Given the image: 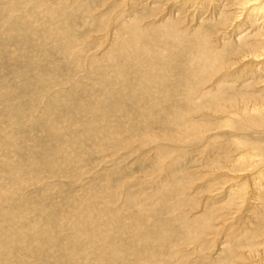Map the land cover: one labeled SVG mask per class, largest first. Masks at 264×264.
<instances>
[{"label": "rangeland", "instance_id": "374dc122", "mask_svg": "<svg viewBox=\"0 0 264 264\" xmlns=\"http://www.w3.org/2000/svg\"><path fill=\"white\" fill-rule=\"evenodd\" d=\"M242 1L0 0V264H264L246 246L264 243V226L255 237L259 226L251 220H264V115L241 118L264 98V35L257 37L264 2ZM140 33L137 42L150 46L127 61L115 49L119 36L121 46ZM257 42L261 56L241 58L248 51L242 44ZM209 50L219 60L210 69ZM150 54L156 68L137 61H152ZM232 113L240 116L229 119ZM189 123L196 135L185 130ZM246 151L251 164L239 159ZM227 165L233 174L220 169ZM181 172L190 185L174 190L172 177ZM202 216L205 230L190 224V235L187 224ZM243 232L246 248L235 250Z\"/></svg>", "mask_w": 264, "mask_h": 264}, {"label": "bare ground", "instance_id": "6f19581e", "mask_svg": "<svg viewBox=\"0 0 264 264\" xmlns=\"http://www.w3.org/2000/svg\"><path fill=\"white\" fill-rule=\"evenodd\" d=\"M262 1L264 2V0H243V1H242L243 3H242V4L240 3V4H241V5H243V4H248V5H249V4L252 3V4L254 5V4H259V3H261ZM244 6H245V5H244ZM12 7H14V5H11V8H12ZM234 7H236V6H234ZM252 7H253V6H252ZM254 7H255V6H254ZM222 8H223V7H222ZM258 9H259V8H258ZM14 10H15V11L18 10L17 7L14 8ZM253 10H255V8H252L251 11H253ZM256 10H257V9H256ZM251 11H250V12H251ZM257 11H258V10H257ZM259 11H260V10H259ZM225 12H226V11H225ZM29 13L33 14V13H32V10L29 11ZM258 13H259V12H258ZM31 14H30V15H31ZM228 14H230V13H228ZM168 15H169V14H168ZM170 15H171V14H170ZM262 15H263V14H262ZM221 16H222V15H221ZM257 16H258V14H257ZM224 17H225V16H224ZM262 17H263V19H264V15H263ZM130 18H131V17H129V19H130ZM133 18H134V17H133ZM217 18H218V17H217ZM227 18H228V17H227ZM254 18H255V17H254ZM208 19H209V18H208ZM220 19H221V18H220ZM229 19H230V18H229ZM133 20H135V19H133ZM136 20H137V19H136ZM136 20H135V21H136ZM259 20H260V19H259ZM172 21H173V20H172ZM218 21H219V20H218ZM138 22H139V21H138ZM170 22H171V21H170ZM222 22H223V21H222ZM246 22H247V21H246ZM260 22H261V21H260ZM130 23H131V22H130ZM160 23H161V22H160ZM160 23H159V24H160ZM135 24H137V22H136ZM253 24H254V23H253ZM131 25L134 26V22H133V24H131ZM137 25H138V24H137ZM152 25H153V24H152ZM154 25H155V24H154ZM261 25H262V24H261ZM125 26L127 27V25H125ZM128 26H130V24H129ZM159 26H160V25H159ZM210 26H211V25H210ZM134 27H135V26H134ZM136 27H137V26H136ZM139 27H141V26H139ZM139 27H138V28H139ZM148 27H151V26H148ZM148 27H147V29H148ZM260 27H261V26H260ZM263 27H264V26H263ZM263 27H262V28H263ZM128 28H129V27H128ZM154 28H156V27H154ZM213 28H214V27H213ZM216 28H217V27H216ZM132 29H133V28H132ZM134 29H135V28H134ZM149 29H150V28H149ZM151 29H153V28L151 27ZM130 30H131V28H130ZM130 30H129V32H131ZM137 30H138V29H137ZM164 30H165V29H164ZM196 30H197V29H196ZM262 30H263V29H262ZM116 31H117V30H116ZM116 31H115V32H116ZM132 31H133V30H132ZM145 31H146V30H145ZM166 31H167V30H166ZM216 31H217V30H216ZM257 31H258V30H257ZM259 31H260V30H259ZM129 32H127V33H129ZM133 32H134V31H133ZM137 32H139V31H137ZM238 32H239V31H238ZM262 32H264V30H263ZM262 32L260 31V32H259L260 34H257L258 36H257V35H256V36L260 38L262 35H264V33H262ZM141 33H142V29H141ZM141 33L138 34V35L131 36V38H129L128 41H126L123 45L121 44V46L119 45V44H120V40H123V39H122L121 36H119L120 38H119V37H118V38H119L120 40L117 42L118 44H117V43H116V45L113 44V45H115V46L117 47V48H115V49L119 50L120 54L123 53V54H121V55H123L124 57H126V60H127V61H128V60H129V61H132L131 57L135 58V57H137V56H139V55H142V52H143V53L147 52V49H146L147 47H145V46H147V45L150 46V45H149L148 43H146V42H143V41H141V42H137V41L141 40L142 38L144 39V36H145V35H142ZM143 33H144V32H143ZM172 33H173V32H172ZM177 33H178V32H177ZM177 33H176V34H177ZM240 33H241V32H240ZM240 33H239V34H240ZM131 34H132V32L130 33V35H131ZM184 34H186V33H184ZM118 35H119V34H118ZM125 35H126V34H124L123 36H125ZM197 35H199V34H197ZM240 35H243V36H244V34H240ZM249 35H250V34H249ZM128 36H129V35H128ZM195 36H196V35H195ZM200 36H201V35H199V37H200ZM224 36H225V35H224ZM226 36H227V35H226ZM247 36H248V34H247ZM256 36L254 35L253 38H257ZM166 37H167V36H166ZM177 37H178V36H177ZM187 37H188V36H187ZM239 37H240V36H239ZM245 37H246V36H245ZM164 38H165V37H164ZM201 38H202V37H201ZM225 38H226V37H225ZM247 38H248V37H247ZM247 38H245V39H247ZM125 39H126V38H125ZM143 39H142V40H143ZM149 39H150V38H149ZM198 39H199V38H198ZM245 39H244V42L242 41L243 43H246V42H247ZM165 40H166V39H165ZM202 40L204 41V39H202ZM237 40H241V38H240V39L237 38ZM258 40H259V39H258ZM161 41H162V40H161ZM200 41H201V39H200ZM230 41H231V40H230ZM245 41H246V42H245ZM142 42H143V44H141ZM237 42L241 44L240 41H237ZM134 43H135V44H134ZM136 43H137V44H136ZM189 43H190V42H189ZM204 43H205V42H204ZM222 43H223V42H222ZM224 43H225V42H224ZM259 43H260V42H259ZM126 44H128V47L126 46V47L128 48V49H127L128 51L126 50V52H124L125 50L123 51V49H124V45H126ZM130 44H131V45L134 44V45L130 48ZM180 44H181V43H180ZM211 44H212V43H211ZM225 44H226V43H225ZM225 44H224V46H225ZM231 44H232V43H231ZM231 44H230V45H231ZM233 44H235V43H233ZM233 44H232V45H233ZM254 44H255V43H254ZM143 45H145V46H143ZM155 45H156V44H155ZM230 45H229V46H230ZM255 45H256V47L253 46V48H252V45H250V43H249V45H248V44H244V45L242 44V46L239 45V47L241 46V49H243L244 51H245V50H248L247 53L244 52L245 54L242 55L241 58H242V57H243V58H244V57H251L252 59H258L257 57L261 56L260 54H261L262 52H264V50H262L260 54L255 55V54H257L256 52H257L258 50H260V45H261V44L258 45V42H257V44H255ZM198 46H199V45H198ZM200 46H202V43H201V42H200ZM200 46H199V47H200ZM204 46L206 47V45H204ZM233 46H234V45H233ZM136 47H137V48H136ZM162 47H163V46H162ZM179 47H180V46H179ZM182 47H184V46H182ZM202 47H203V46H202ZM234 47H235V46H234ZM263 47H264V46H263ZM176 48H177V47H176ZM192 48H193V47H192ZM192 48H191V49H192ZM230 48H232V46H231ZM149 49H150V48H149ZM180 49H182V48H180ZM191 49H190V50H191ZM198 49H199V48H198ZM203 49H204V47L202 48V50H203ZM207 49H209V48L206 47L205 50H207ZM226 49H227V48H226ZM232 49H233V48H232ZM237 49H239V48H237ZM237 49H236V50H237ZM251 49H253V50H251ZM263 49H264V48H263ZM165 50H166V49H165ZM190 50H189V51H190ZM219 50L222 51V48H220ZM166 51H167V50H166ZM187 51H188V50H187ZM187 51H185V52H187ZM192 51H193V50H192ZM198 51H199V50H198ZM223 51H224V49H223ZM229 51H231V50L229 49ZM229 51L226 50L227 54H229V53H228ZM237 51H238V50H237ZM237 51H235V52H237ZM249 51L254 52V53H251V52H249ZM154 52H155V51H154ZM200 52H201V51H200ZM203 52H204V51H203ZM156 53H157V52H156ZM167 53H168V52H167ZM207 53H208V52H207ZM209 53H210V54H209V57H211V60H210V59H209V60L211 61V63H210V64H206V65H211V66H208L209 69H210V68H212V64H214V63H218L219 60H218V58H217L218 56H215V53H212V51L210 52V50H209ZM223 53H224V52H222V54H223ZM232 53H233V51H232ZM153 54H154V53H153ZM153 54H150V55L147 56V57L150 58L151 56H155V55H153ZM157 54H158V53H157ZM157 54H156V55H157ZM161 54H162L161 49H159V54H158V56L161 55ZM200 54H201V53H200ZM204 54H205V53H203V55H202L201 57H203ZM217 54H218V53H217ZM225 54H226V53H225ZM225 54H223V55H225ZM234 54H236V53H234ZM238 54H239V53H238ZM146 55H147V54H146ZM146 55H145V56H146ZM194 55H195V53H194ZM232 55H233V54H232ZM228 56H229V55H228ZM254 56H255V57H254ZM263 56H264V54H263ZM263 56H262V57H263ZM162 57H163V56H162ZM165 57H166V56H165ZM165 57H164V59H165ZM199 57H200V55H199ZM201 57H200V58H201ZM206 57H207V56H206ZM206 57H205V59H204V58H201V59H202V60H206ZM220 57L222 58V55H221ZM151 58H152V57H151ZM151 58H150V59H151ZM157 58H158V57H157ZM168 58H169V56H168ZM168 58H167V60H168ZM174 58H175V57H174ZM182 58H183V57H182ZM182 58H181V59H182ZM200 58H198V59H200ZM260 58H261V57H260ZM110 59H111V58H110ZM175 59H176V58H175ZM224 59H225V58H224ZM147 60H148V59H147ZM151 60H152V61H146L145 58H140L139 60L137 59V61L141 62V64L144 63L145 66H146V64H148L149 66L151 65L152 68H153V66H154V68H156L155 66L157 65V62H158L159 60L157 61V59H155V61H153V58H152ZM195 60H196V59H195ZM207 60H208V59H207ZM220 60H221V59H220ZM172 61H173V60H172ZM184 61H185V59H184ZM200 61H201V60H200ZM114 62H115V61H114ZM154 62H155V63H154ZM194 62L196 63L197 61H194ZM202 62H203V61H202ZM205 62H206V61H205ZM205 62H204V63H205ZM223 62H224V61H223ZM120 63H121V62H120ZM120 63H119V66H120ZM224 63H225V62H224ZM228 63H229V62H228ZM115 64H116V63H115ZM135 64H136V63H135ZM135 64H134V66H135ZM158 64H159V63H158ZM183 64H184V63H183ZM192 65H193V64H192ZM197 65H198V63H197ZM199 65H200V64H199ZM217 65H218V64H217ZM222 65H224V64H222ZM184 66H186V65L184 64ZM194 66H195V65H194ZM219 66H220V65H219ZM224 66H225V65H224ZM224 66H223V67H224ZM105 67H106V65H105ZM111 67H112V65H111ZM111 67H109L108 70H107V68H108V67H107L105 70H107V72L109 73V70H110ZM115 67H116V66H115ZM117 67H118V66H117ZM137 67H138V66H136V68H137ZM180 67L183 68V67H182V64L180 65ZM195 67H197V66H195ZM201 67H203V66H201ZM201 67H199V68H201ZM216 67H217V66H216ZM225 67H226V66H225ZM101 68H102V67H100V70H101ZM113 68H114V67H113ZM113 68H112V69H113ZM125 68H126V67H125ZM149 68H150V67H149ZM197 68H198V67H197ZM183 69H184V68H183ZM193 69H194V68H193ZM213 69H214V68H213ZM215 69L217 70V68H215ZM215 69H214V70H215ZM116 70H118V69H116ZM116 70H114V72H115ZM122 70H123V69H122ZM140 70H141V69H140ZM194 70H195V69H194ZM196 70H197V69H196ZM206 70H207V68H206ZM206 70H205V71H206ZM211 70H212V69H211ZM214 70H212V71H214ZM259 70H260V69H259ZM110 71H111V70H110ZM112 71H113V70H112ZM124 71H125V70H124ZM131 71H133V70H132V67H131L130 73H131ZM134 71H135V69H134ZM142 71H144V70H142ZM159 71H160V70H159ZM212 71H211V72H212ZM262 71H263V70H262ZM107 72H106V73H107ZM119 72H122V71H119ZM125 72H126V71H125ZM183 72H186V70L184 69ZM187 72H189V71H187ZM196 72H197V71H196ZM208 72H209V71H208ZM255 72H256V71H255ZM260 72H261V70H260ZM106 73H105L104 75H106ZM140 73H141V71H140ZM140 73H138V74L140 75ZM155 73H156V72H155ZM159 73H161V72H159ZM159 73H158V74H159ZM191 73H193V72H191ZM128 74H129V73H128ZM143 74H145V73H143ZM146 74H147V73H146ZM173 74L175 75L176 78L178 77V76H176V73H173ZM194 74H195V73H194ZM194 74H193V75H194ZM208 74H209V73H208ZM256 74H257V73H256ZM117 75H118V73H117ZM134 75H135V73H134ZM136 75H137V73H136ZM148 75H149V74H147V76H148ZM164 75H166V74H164ZM168 75H169V74H168ZM124 76H125V75H124ZM143 76H144V75H143ZM201 76H202V75H201ZM90 77L93 78V76H90ZM90 77H89V78H90ZM105 77L107 78V76H105ZM112 77H113V76H112ZM149 77H150V76H149ZM182 77H183V76H182ZM194 77L196 78V76H193V78H194ZM102 78H103V77H102ZM109 78H110V75H109ZM109 78L107 79L108 81L112 80V79L109 80ZM114 78H115V76H114ZM130 78H131V77H130ZM144 78H145V76H144ZM144 78H143V79H144ZM147 78H148V77H147ZM165 78H166V76H165ZM165 78H164V80H165ZM178 78L180 79V77H178ZM186 78H187V77H186ZM199 78H202V77H199ZM199 78H198V79H199ZM203 78H204V76H203ZM258 78H259V76H258ZM104 79H105V78H104ZM104 79H103V80H104ZM116 79H118V77H116ZM131 79H133V76H132ZM143 79H142V81H143ZM161 79H162V78H161ZM184 79H185V77L183 78V82H184ZM188 79L190 80L189 76H188ZM198 79H196V80H198ZM204 79H205V78H204ZM120 80H122V79H120ZM129 80H130V79H129ZM129 80L127 79V81H129ZM134 80H136V79H134ZM196 80H195V81H196ZM233 80H234V79H233ZM261 80H262V79H261ZM108 81H107V82H108ZM132 81H133V80H132ZM140 81H141V80H140ZM148 81H149V80H148ZM153 81H154V80H153ZM157 81H158V78H157ZM168 81L170 82V80H168ZM181 81H182V80H181ZM181 81H179V82H181ZM195 81H194V82H195ZM203 81H205V80H203ZM102 82H103V81H102ZM102 82H101V83H102ZM105 82H106V80H105ZM107 82H106V83H107ZM116 82H117V81H116ZM121 82H122V81H121ZM121 82H120V84H121ZM129 82H130V81H129ZM135 82H137V80H136ZM135 82H134V83H135ZM155 82H156V81H155ZM155 82H154V84H155ZM160 82H161V81H160ZM176 82H177V81H176ZM185 82H186V81H185ZM187 82H188V81H187ZM194 82H193V83H194ZM206 82H207V81H206ZM232 82H233V81H232ZM257 82H259V79H258ZM257 82H255V83H257ZM262 82H263V80H262ZM124 83H125V82H124ZM134 83H133V85H134ZM140 83H141V82H140ZM147 83H149V82H147ZM156 83H158V82H156ZM172 83H173V82H172ZM181 83H182V82H181ZM181 83H180V84H181ZM112 84H113V83H111V85H112ZM117 84H118V83H117ZM125 84H128V83H125ZM150 84H151V83H150ZM165 84H166V83H165ZM170 84H171V83H170ZM189 84H192V83L189 82ZM208 84H209V83H208ZM222 84H223V83H222ZM113 85H114V84H113ZM144 85H145V84H144ZM182 85H184V84L182 83ZM185 85H187V84H185ZM263 85H264V84H263ZM76 86H77V85H76ZM105 86H106V84H105ZM123 86H124V85H123ZM130 86H131V85H130ZM137 86H138V85H137ZM139 86H140V84H139ZM145 86H146V85H145ZM166 86H167V84H166ZM177 86H178V85H177ZM218 86H220V85H218ZM78 87H79V86H78ZM117 87H118V85H117ZM125 87H126V86H125ZM141 87H142V90H143V86H141ZM151 87H152V88H155V86H154V87L151 86ZM161 87H163V85H161ZM178 87H180V86H178ZM190 87H191V85H190ZM105 88H106V87H105ZM114 88H115V87H114ZM123 88H124V87H123ZM126 88H127V87H126ZM129 88H130L129 90H131V87H129ZM156 88H157V85H156ZM156 88H155V90H157ZM182 88H183V87H182ZM182 88H181V89H182ZM188 88H189V87H188ZM221 88H222V87H221ZM260 88H261V87H260ZM94 89H95V88H94ZM108 89H109V88H108ZM112 89H113V88H112ZM145 89H146V87H145ZM164 89H166V88H164ZM174 89H175V86H174ZM178 89H179V88H178ZM186 89H187V88H186ZM100 90H102V89H100ZM103 90H104V89H103ZM103 90H102V91H103ZM105 90H106V89H105ZM142 90H141V91H142ZM159 90H160V89H159ZM161 90H162V89H161ZM172 90H173V89H172ZM172 90H171V91H172ZM197 90H198V89H197ZM216 90H217V88H216ZM93 91H94V90H93ZM102 91H101V92H102ZM106 91H107V90H106ZM109 91H110V90H109ZM109 91H108V92H109ZM117 91H118V90H117ZM117 91H116V92H117ZM145 91H146V90H145ZM195 91H196V90H194V92H195ZM202 91H203V90H202ZM229 91H230V88H229ZM113 92H114L113 95H115V91H114V90H113ZM177 92H178V91H177ZM194 92L192 93V90H191V92H190V93L193 94V97H194V95H195ZM197 92H198V91H197ZM104 93H105V92H104ZM146 93H147V92H146ZM157 93H158V92H157ZM161 93H162V92H161ZM235 93H236V92H235ZM91 94H92V93H91ZM93 94H95V91H94ZM93 94H92V95H93ZM99 94H100V93H99ZM101 94H102V93H101ZM129 94H130V92L128 93V95H129ZM142 94H143V92H142ZM155 94H156V93H155ZM155 94H154V95H155ZM173 94H174V93H173ZM196 94H197V93H196ZM203 94H204V93H203ZM205 94H206V93H205ZM262 94H263V93H262ZM15 95H16V94H15ZM109 95H110V94H109ZM120 95H121V93H120ZM124 95H125V94H124ZM139 95H140V92H139ZM139 95H138V96H139ZM159 95H160V94H159ZM190 95H191V94H189V96H190ZM200 95H201V94H200ZM94 96H96V95H94ZM130 96H131V95H130ZM138 96H137V97H138ZM164 96H166V95H164ZM164 96H162V97L164 98ZM195 96H196V95H195ZM201 96H202V95H201ZM201 96H200V97H201ZM222 96H223V95H222ZM137 97H136V98H137ZM152 97H154V96H152ZM175 97H176V96H175ZM243 97H244V95H243ZM262 97H263V96H262ZM121 98H122V96H121ZM138 98H139V97H138ZM147 98H148V97H147ZM149 98H150V97H149ZM189 98H190V97H189ZM189 98H188V99H189ZM195 98H196V97H195ZM218 98H219V97H218ZM220 98L223 99L224 97H220ZM220 98H219V99H220ZM84 99H85V98H84ZM129 99H130V98H129ZM156 99H157V97H156ZM158 99H160V98H158ZM201 99H203V98L201 97ZM212 99H213V98H212ZM215 99H216L215 101H218L217 98H215ZM222 99H220V100L222 101ZM225 99H226V98H225ZM137 100H138V99H137ZM173 100H175V98H174ZM178 100H179V99H178ZM184 100H185V99H184ZM193 100H194V99H193ZM193 100H192V101H193ZM195 100H196V99H195ZM234 100H235V99H234ZM251 100H252V99H251ZM119 101H120V100H119ZM122 101H124V100L122 99ZM122 101H121V102H122ZM133 101H134V100H133ZM133 101H132V102H133ZM145 101H146V100H145ZM145 101H144V102H145ZM190 101H191V100H190ZM208 101H209V100H208ZM212 101H214V99H213ZM215 101H214V102H215ZM225 101H226V100H225ZM248 101H249V99H248ZM257 101H258V102L254 103L255 105H254V104L251 105V107L249 108V111H248V110H247V111H246V110H244V111L242 110L243 112H241V114H242L241 118H243V116H247V115H252V116H253V114H254L255 116H258V117L264 115V98H262V99L260 98V99H258ZM117 102H118V101H117ZM141 102H142V101H141ZM183 102H184V101H183ZM183 102H182V103H183ZM196 102H197V101H196ZM219 102H220V101H219ZM236 102H237V101H235V103H236ZM253 102H254V101H253ZM102 103H103V102H102ZM102 103H99V104H100L99 106H101ZM177 103H178V102H177ZM177 103H176V104H177ZM180 103H181V102H180ZM201 103H203V102H201V100H200V103H199V104H201ZM207 103H209V102H207ZM211 103H212V102H211ZM225 103H226V102H225ZM230 103H231V101H230ZM233 103H234V101H233ZM123 104H124V102H123ZM125 104H126V106H127L126 100H125ZM131 104H132V103H131ZM133 104H134V103H133ZM137 104H138V103H137ZM140 104H141V103H140ZM173 104H174V103H173ZM176 104H175V105H176ZM187 104H188V103H187ZM197 104H198V103H197ZM209 104H210V103H209ZM213 104H214V103H212V105H213ZM220 104H221V103H220ZM236 104H237V103H236ZM129 105H130V104H129ZM183 105H184V104H183ZM183 105H180V106H183ZM189 105L191 106L192 103L189 104ZM189 105H188V106H189ZM210 105H211V104H210ZM224 105H225V104H223V106H224ZM226 105H227V104H226ZM226 105H225V106H226ZM228 105H229V102H228ZM240 105H241V103H240ZM246 105H247V104H246ZM121 106L123 107L124 105H121ZM137 106H139V105H137ZM143 106H144V104H143ZM197 106H198V105H197ZM225 106H224V107H225ZM247 106H248V105H247ZM247 106H246V107H247ZM128 107H129V106H128ZM227 107H228V106H227ZM235 107H236V106H235ZM235 107H234V108H235ZM159 108H160V107H159ZM178 108H179V107H178ZM189 108H190V107H189ZM204 108H205V107H204ZM204 108H203V109H204ZM220 108L222 109V107H220ZM220 108H218V110H219ZM225 108H226V107H225ZM13 109L17 112V115H18V116H19L20 114H22V113H21V110H19L20 108L13 107ZM80 109H81V108H80ZM235 109H237V108H235ZM239 109H240V108H239ZM242 109H243V108H242ZM97 110H98V105H97ZM186 110H187V109H186ZM191 110H192V108H191ZM191 110H190V111H191ZM193 110H194V109H193ZM198 110H200V109H198ZM204 110H205V109H204ZM207 110H208V108L206 109V111H207ZM209 110H210V109H209ZM209 110H208V111H209ZM228 110H229V109H228ZM113 111H114V110H113ZM139 111H140V109H139ZM160 111H161V110H160ZM187 111H188V110H187ZM187 111H185V112H187ZM190 111H189V112H190ZM201 111H202V110H201ZM222 111H223V110H222ZM124 112H125V111H124ZM140 112H141V111H140ZM158 112H159V109H158ZM192 112H193V111H192ZM229 112H230V110H229ZM233 112H235V111L233 110ZM0 113H1V112H0ZM2 113H3V112H2ZM138 113H139V112L137 111L136 114H138ZM194 113H195V112H194ZM194 113H193V114H194ZM196 113H198V112H196ZM215 113L217 114V111H216ZM224 113H225V109H224ZM224 113H223V114H224ZM80 114H81V113H80ZM125 114H126V113H125ZM157 114H158V113H157ZM164 114H165V113H164ZM189 114H190V113H189ZM193 114H192V115H193ZM198 114H199V113H198ZM4 115H5V113H4ZM17 115H16V117H18ZM177 115H178V114H177ZM195 116H196V115H195ZM200 116H201V115H200ZM233 116H234V117H233ZM238 116H240V113H232V114L229 116V119H231V118H235V117H238ZM105 117H106V116H105ZM137 117H138V115H137ZM167 117H168V116H167ZM175 117H176V116H175ZM253 117H254V116H253ZM263 117H264V116H263ZM11 118H13V117H11ZM138 118H139V117H138ZM140 118H141V116H140ZM140 118H139V119H140ZM143 118H144V117H143ZM163 118H164V117H163ZM169 118H170V117H169ZM226 118H228V117H226ZM241 118H240V119H241ZM247 118H248V117H247ZM256 118H257V117H256ZM15 119H16V118H15ZM19 119H20V118H19ZM105 119H108V118H105ZM132 119H133V118H132ZM134 119H135V117H134ZM139 119H138V120H139ZM223 119H224V118H223ZM248 119H249V118H248ZM16 120H17V119H16ZM100 120H101V119H100ZM103 120H104V119H103ZM122 120H124V119H122ZM135 120H136V119H135ZM135 120H133V121H135ZM149 120H150V119H149ZM162 120H163V119H162ZM173 120H174V119H173ZM200 120H202V119H200ZM234 120H235V119H234ZM234 120H233V121H234ZM237 120H238V119H237ZM237 120H235V121H237ZM242 120H243V119H242ZM130 121H131V120H130ZM144 121H146V119H144ZM144 121H143V122H144ZM165 121H166V120H165ZM194 121H195V120H194ZM198 121H199V120H198ZM198 121H197V122H198ZM203 121H204V119H203ZM203 121H201V123H203ZM240 121H241V120H239V123H240ZM244 121H245V120H244ZM249 121H250V119H249ZM249 121H247V122H249ZM252 121H253V120H252ZM263 121H264V120H263ZM140 122H141V119H140ZM143 122H142V123H143ZM163 122H164V121H162V123H163ZM168 122H170V121H168ZM205 122L208 123L207 121H205ZM223 122H224V121H223ZM225 122H226V121H225ZM154 123H155V122H154ZM165 123H167V122H165ZM177 123H178V122H177ZM199 123H200V122H199ZM103 124H104V123H103ZM140 124H141V123H140ZM151 124H152V123H151ZM183 124H184V123H183ZM189 124H190V125H188L187 127L185 126V130H187V131L189 132V135H190V133L196 135L195 131H196V132L198 131V130H196V129H198V128L196 127L197 125H194L195 122H194V124H193V123H189ZM220 124L223 125V124H226V123H217V124H216L217 126L214 127V128H215V129H216V128H219V127H220ZM243 124H244V123H243ZM243 124H241V125L244 126ZM248 124H249V123H248ZM143 125H144V124H143ZM155 125H156V124H155ZM200 125H201V124H200ZM204 125H205V124H204ZM204 125H203V126H204ZM222 125H221V126H222ZM226 125H228V124H226ZM171 126H172V125H171ZM176 126H177V125H176ZM198 126H199V125H198ZM207 126H208V124H207ZM230 126H231V125H230ZM182 127H183V126H182ZM195 127H196V129H195ZM201 127H202V125H201ZM210 127H211V126H209V128H210ZM244 127H245V126H244ZM244 127H243V128H244ZM52 128H53V127H52ZM56 128H57V127H56ZM121 128H122V127H121ZM178 128H179V127H178ZM183 128H184V127H183ZM203 128H206V127H203ZM231 128H232V126H231ZM116 129H117V128H116ZM206 129H208V128H206ZM235 129H237V128H235ZM182 130H183V129H182ZM200 130H201V129H200ZM209 130H210V129H209ZM219 130H220V129H219ZM226 130H228V129H226ZM246 130H247V129H246ZM177 131H178V129H177ZM187 131H185V132H187ZM207 131H208V130H207ZM210 131H212V130H210ZM216 131H217V130H216ZM235 131H236V130H235ZM237 131H238V130H237ZM240 131H241V130H240ZM119 132H121V130H120ZM150 132H151V131H150ZM213 132H214V130H213ZM245 132H246V131H245ZM175 133H176V132H175ZM211 133H212V132H211ZM211 133H210V134H211ZM215 133H216V132H215ZM184 134H185V133H184ZM202 134H203V133H202ZM202 134H201V135H202ZM205 134H206V133H205ZM205 134H204V135H205ZM187 135H188V133H187ZM201 135H200V136H201ZM215 135H216V134H215ZM225 135H226V134H225ZM112 136H113V135H112ZM206 136H207V135H206ZM206 136H205V139H206ZM208 136H209V134H208ZM210 136H211V135H210ZM213 136H214V135H213ZM80 137H81V136H80ZM83 137H84V136H83ZM172 137H173V136H171V138H172ZM189 137H190V136H188L187 138H189ZM195 137H196V136H195ZM215 137H216V136H215ZM81 138H82V137H81ZM110 138H112V137H110ZM173 138H174V137H173ZM173 138H172V140H173ZM178 138H179V137H178ZM185 138H186V137H185ZM102 139H103V138H102ZM174 139H175V138H174ZM183 139H184V138H183ZM209 139H210V137H209ZM215 139H216V138H215ZM108 140H109V139H108ZM176 140H177V139H175V142H176ZM106 141H107V139H106ZM106 141H105V142H106ZM109 141H110V140H109ZM178 141H179V140H178ZM204 141H206V140H204ZM103 142H104V141H103ZM107 142H108V141H107ZM113 142H114V141H113ZM229 142H231V140H230ZM234 142H235V140H234ZM179 143H180V142H179ZM203 143H204V142H203ZM236 143H237V141H236ZM238 143H240V142H238ZM238 143H237V144H238ZM241 143H242V142H241ZM257 144H258V143H257ZM259 144H261V143H259ZM180 145H181V144H180ZM232 145H233V144H232ZM232 145H231V148H232ZM238 145H241V144H238ZM238 145H237V146H238ZM227 146H228V145H227ZM234 146H235V145H234ZM244 146H245V144L242 145L241 147L244 148ZM249 146H250V145H249ZM249 146H248V147H249ZM259 146H260V145H259ZM251 147H252V146H251ZM242 148H241V150H242ZM246 148H247V147H245L244 150H248V149H246ZM254 148H257V147H254ZM258 148H259V147H258ZM234 149H235V148H234ZM239 149H240V148H239ZM239 149H238V150H239ZM215 150H216V147H215ZM230 150H231V149H230ZM253 150H254V149H252V152H253ZM256 150H258V149H256ZM256 150H255V151H256ZM218 151H219V150H218ZM239 151H240V150H239ZM258 151H259V150H258ZM212 152H214V149H213ZM212 152H211V153H212ZM263 152H264V151H263ZM216 153H218V152L216 151ZM256 153H257V152H256ZM261 153H262V152H261ZM261 153H260V154H261ZM223 154H225V153H223ZM223 154H222V155H223ZM194 155H195V154H194ZM207 155H208V152H207ZM218 155H219V154H218ZM227 155H228V154H227ZM227 155H226V156H227ZM257 155H258V154H257ZM230 156H231V154H230ZM252 156H253V155H252ZM252 156L250 155V151H246V152H244L243 154H240V156H239L240 158H239V159H242V160H243V157H247V158H244V159H246L247 162L249 161V162H250L249 164H251V163H253L254 160H255V159H254V160L252 159ZM255 156H256V155H255ZM258 156H259V155H258ZM260 156H262V155H260ZM260 156H259V157H260ZM189 157H190V155H189ZM221 157H222V156H221ZM228 157H229V156H228ZM235 157H236V156H235ZM187 158H188V157H187ZM190 158H191V157H190ZM212 158H213V157H212ZM255 158H256V157H255ZM257 158H258V157H257ZM260 158H261V157H260ZM258 159H259V158H258ZM261 159H262V158H261ZM213 160H214V159H213ZM223 160H224V159H223ZM227 160L230 161L229 159H227ZM227 160H226V161H227ZM259 161H260V160H258V162H255V163H259ZM209 162H210V165H211V161H209ZM214 162L216 163V161H214ZM218 162H219V161H217V163H218ZM230 162H231V161H230ZM241 162H243V161H241ZM204 163H205V162H204ZM217 163H216V164H217ZM237 163H238V162H237ZM213 164H214V163H213ZM216 164H214V165L216 166ZM242 164H243L244 166H246L244 163H242ZM205 165H207V162H206ZM205 165L203 166V168H206ZM247 165H248V164H247ZM256 165H257V164H256ZM254 166H255V165H254ZM208 167H210V166H208ZM211 167H212V166H211ZM219 167H220V166H219ZM249 167H251V166H249ZM249 167H248V168H249ZM255 167H256V166H255ZM245 168H246V167H245ZM211 169H212V168H211ZM214 169H215V168H214ZM220 169H221V170H222V169H223V170H224V169H231V170H233V169H235V168L232 167V166L227 165L226 167H223V168H220ZM220 169H218V170H220ZM251 169H253V168H251ZM251 169H250V170H251ZM221 170H220V171H221ZM231 170H229L228 172H229V173L232 172L231 174H233L234 170H233V171H231ZM224 171H225V170H224ZM236 171H237V170H236ZM238 171L243 172L244 170H238ZM236 173H237V172H236ZM184 177H185V175H184L182 172L173 175V177H172V183H173V185H174V186H173L174 190H175L176 187H177L178 190H180V189H184V190H185L184 187H186V184L190 185V182H187V181L185 182V178H184ZM196 178H197L198 180L201 179V177H196ZM14 179H15V178H14ZM14 179L10 182V184H13L12 182L14 181ZM178 179H179L180 181H181V180L184 181V186H183V184H180V182H177ZM192 185H193V184H192ZM238 187H239V186H238ZM261 189H262V187L260 186V187H259V190H261ZM227 191H228V190H227ZM237 191H238V189H237ZM182 192H183V191H182ZM228 192H229V191H228ZM1 194H6V195H8V194L6 193V189H5V190H2V191H1ZM223 199H224V198H223ZM229 204H230V202H229ZM252 209H253V210H258V209H256V208H252ZM253 210H250V211H253ZM250 213H251V212H250ZM225 214H226V213H225ZM247 216H248V215H247ZM250 216H251V214H250L248 217H250ZM94 218H95V217H94ZM114 218H115V217H113V219H114ZM204 218H206V217H203V216H202V217L199 218V219L203 220ZM111 219H112V218H111ZM92 220H93V217H92ZM96 220H97V219H96ZM109 220H110V219H109ZM109 220H108V221H109ZM114 220H115V219H114ZM116 220H117V219H116ZM116 220H115V222H116ZM207 220H208V219H207ZM251 220H252L255 224H257V226H259V227H256V229H253V234L256 232L255 237H258V236H260V232H259L260 227L264 226V220L261 219V220L258 221V222L254 221L253 219H251ZM93 221H94V220H93ZM205 221H206V219H204L203 221H200V222H198V223H196V222H190L189 224H187V226H189V228H190L189 231H188V233L191 235V226H192V225H193L194 227H200V228H203V227H204L203 225H204V222H205ZM179 222H181V221H179ZM207 222H208V221H207ZM207 222H205V224H206ZM231 222H232V221H231ZM88 223H90V222H88ZM88 223H87V224H88ZM107 223H108V222H107ZM107 223H106V224H107ZM106 224H105V225H106ZM117 224H118V223H117ZM117 224H116V225H117ZM190 224H192V225H190ZM206 225H207V224H206ZM209 226H210V225H209ZM211 226H212V225H211ZM207 227H208V226H207ZM234 227H235V226H234ZM186 228H187V227H186ZM210 228H211V227H210ZM212 228H213V227H212ZM250 228H251V227H250ZM208 229H209V227H208ZM215 229H216V228H215ZM107 230H108V229H107ZM125 230H127V229H125ZM203 230H205V227L203 228ZM203 230H201V232H203ZM210 230H211V229H210ZM213 230H214V229H213ZM103 231H105V230H103ZM121 231H124V229H123V230L121 229ZM106 232H107V231H106ZM119 232H120V230H119ZM124 232H125V231H124ZM196 232H197V231H196ZM231 232H232V231H231ZM100 233H101V232H100ZM120 233H121V232H120ZM107 234H108V233H107ZM123 234H124V233H123ZM200 234H201V233H200ZM233 234H235V233H233ZM244 234H245L244 232L241 233V234H236V236H235V238H234V240H236V242H235V244L233 243L234 245H232V248H234L235 250H236L237 248H239L240 250H242L243 248H246V247L243 246L242 240L240 239L241 237L244 236ZM118 235H120V234L118 233ZM181 235H182V234H181ZM190 235H189V236H190ZM124 236H125V235H124ZM198 236H199V235H198ZM205 236H206V235H205ZM99 237H101V236H99ZM108 237H109V235H108ZM121 237H123V236H121ZM121 237H120V238H121ZM183 237H184V236H183ZM185 237H186V236H185ZM202 237L204 238V236H202ZM202 237H200V238L202 239ZM227 237H228V236L226 235V238H227ZM186 238H188V237H186ZM99 239H100V238H99ZM105 239H106V238H105ZM110 239H111V238H110ZM117 239H118V238H117ZM121 239H122V238H121ZM160 239H161V238H160ZM188 239H189V238H188ZM229 239H230V238H229ZM229 239H228V238L226 239V240H227V241H226L227 243H229L230 241H231V242L234 241L232 238H231L232 240H229ZM94 240H95V238H94ZM165 240H166V238H165ZM183 240H184V239H183ZM186 240H187V239H185V241H186ZM187 241H188V240H187ZM263 241H264V240H263ZM93 242H94V241H93ZM103 242L105 243L106 241L103 239ZM115 242H116V241H115ZM188 242H189V241H188ZM188 242H186V243H188ZM199 242H200V241H199ZM86 243H87V242H86ZM253 243H254V242H253ZM92 244H93V243H92ZM95 244H96V243H95ZM102 244H103V243H102ZM116 244H117V243H116ZM100 245H101V244H99V245H97V246L99 247ZM103 245H104V244H103ZM241 245H242V246H241ZM94 246H95V245H94ZM187 246H188V245H187ZM222 246H223V243H222ZM246 246L248 247L247 249H248L249 251L254 250L255 254L252 253L253 256H258V255H259V256H262V259H261V260H262V261L264 260V243L257 244V247L252 246V245H251V246L246 245ZM101 247H102V246H101ZM106 247H107V246H106ZM123 247H124V246H123ZM102 248H103V247H102ZM109 248H110V247H109ZM112 248H113V247H112ZM217 248H218V247H217ZM255 248H257V249H255ZM113 249H114V248H113ZM218 249H219V248H218ZM62 250H63V249H62ZM101 250H102V249H101ZM115 250H116V249H115ZM124 250H125V249H124ZM245 250H246V249H245ZM245 250H243V252H245ZM192 252H193V251H192ZM220 252H221V251H220ZM62 253H63V252H62ZM231 253L233 254V253H234V250H232ZM248 253H249V252H248ZM257 253H258V255H257ZM70 254H71V253H70ZM242 255H243L244 258H241L242 256L239 257V258H241V260H243V259L245 260V259L247 258V257L245 258V255H246V254L243 253ZM252 255L248 254V257H250V256H252ZM119 256H120V255L117 256V259H118ZM228 256H229V255H228ZM231 256H232V255H231ZM246 256H247V255H246ZM253 256H252V257H253ZM233 257H234V256H233ZM68 258H69V257H68ZM114 258H115V257H114ZM230 258H232V257H230ZM237 258H238V257H237ZM237 258H236V259H237ZM70 259H71V258H70ZM236 259H235V260H236ZM248 259H249V258H248ZM253 259H254V258H253ZM74 260H75V259H74ZM231 260H232V259H231ZM235 260L233 259V261H235ZM114 261H115V260H114ZM116 261H117V260H116ZM229 261H230V260H229ZM74 262H75V261H74ZM118 262H119V261H118ZM241 262H243V261H241ZM231 263H232V262H231Z\"/></svg>", "mask_w": 264, "mask_h": 264}]
</instances>
